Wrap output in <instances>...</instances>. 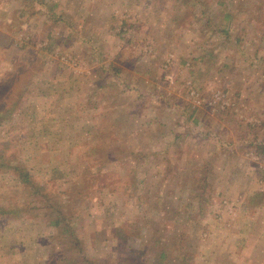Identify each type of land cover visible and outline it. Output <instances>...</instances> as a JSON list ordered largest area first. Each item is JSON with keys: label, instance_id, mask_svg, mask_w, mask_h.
<instances>
[{"label": "rangeland", "instance_id": "obj_1", "mask_svg": "<svg viewBox=\"0 0 264 264\" xmlns=\"http://www.w3.org/2000/svg\"><path fill=\"white\" fill-rule=\"evenodd\" d=\"M0 32L37 186L0 166V264H264V0H0Z\"/></svg>", "mask_w": 264, "mask_h": 264}, {"label": "trees", "instance_id": "obj_2", "mask_svg": "<svg viewBox=\"0 0 264 264\" xmlns=\"http://www.w3.org/2000/svg\"><path fill=\"white\" fill-rule=\"evenodd\" d=\"M26 1H28V3H30V2H32L34 0H26ZM42 5H43V2H42ZM54 9H55V7H54ZM22 12L25 13L26 11L22 10ZM59 14H60L59 15V18H55L54 17L55 16V13H53V12H52V15L50 16L53 19V24L54 25H56L57 23H59V22L62 21L61 12ZM21 17L22 16H20V18ZM22 25H24V22H23ZM9 26H11V25H9ZM82 27H83V25L78 29L79 32H83V28ZM17 29L20 31L22 28H21V26H19V27H17ZM49 33H51V32H49ZM124 33L125 32L122 29H120L119 34H122L123 35ZM219 33L221 35H223L225 38H228V33L226 31L219 30ZM48 36L51 37L50 34H48L47 37ZM51 38H53V37H51ZM27 41L29 42L30 39L27 40ZM87 41L89 43L92 40L89 38ZM11 43H12L11 38L8 37L5 33L2 34L0 32V45L1 46H4V47H10L11 46ZM51 46H52V41L48 42L47 46H45V49L48 50V49L51 48ZM23 49H24V54L30 56L29 50L31 48L30 47H26L25 48V46H24ZM17 50H18V48H15V52L16 53H17ZM11 65H14L12 67V70L6 72L3 75V78L1 79V82H0V121L1 122H5L7 120V118L10 117V114L12 113V110L14 109L17 101H19V98H20L19 95H20V91H21L20 90V85L21 84L22 85L27 84L28 82H30V79L33 80L36 77L34 74H32L30 78H26V76L24 75V71L26 72V74L29 71L28 70L27 71L26 70H23V66H21V64H19V62L18 63L15 62V58H13V62H12ZM100 71L103 72L104 74L108 75V73L110 71H114V69H112L111 67H106V68H101L100 67ZM114 72H115V75H118L119 76V70H117V72L116 71H114ZM27 76H29V75L27 74ZM103 87L104 86H100L101 89ZM15 94L17 95V99L18 100L15 99ZM141 97H144V96H141ZM12 100H14V102L11 103L12 104L11 105L10 104V101H12ZM144 103H145V101H144ZM143 105H145V104H143ZM99 136H100V134L98 135V138H99ZM251 142H252L251 145H255V149L260 150L263 153V151H264V137L259 141V144H256V137L253 140H251ZM248 145L251 146L250 144H248ZM100 155L102 156L101 153H100ZM3 158H4L3 154H0V161H2ZM0 166L5 167V169L9 168L14 173L17 172L18 175H19L18 177L16 176L18 180L20 179L25 184H27L28 187H31V188L36 189L37 186L30 179L29 174L26 173L24 171V168H22V166H20L19 164H16V165L6 164V166H7L6 167L5 166V163H0ZM253 196H255L256 198H264V192H255V194H253ZM0 214H3V212L0 211ZM54 225H56V226L57 225H60V222L59 221H56V222H54ZM69 226L70 225L67 222H65L64 226H60L61 227L62 235H63L64 238H69V241L71 242V246L72 247L74 246V248H79L80 245H79V242H78L77 238L75 237L74 230L70 229ZM82 257H83V259H86V257L84 255Z\"/></svg>", "mask_w": 264, "mask_h": 264}, {"label": "crops", "instance_id": "obj_3", "mask_svg": "<svg viewBox=\"0 0 264 264\" xmlns=\"http://www.w3.org/2000/svg\"><path fill=\"white\" fill-rule=\"evenodd\" d=\"M82 24V23H81Z\"/></svg>", "mask_w": 264, "mask_h": 264}]
</instances>
